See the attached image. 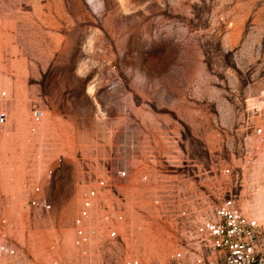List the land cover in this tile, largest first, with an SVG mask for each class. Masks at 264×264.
<instances>
[{
  "label": "rangeland",
  "instance_id": "rangeland-1",
  "mask_svg": "<svg viewBox=\"0 0 264 264\" xmlns=\"http://www.w3.org/2000/svg\"><path fill=\"white\" fill-rule=\"evenodd\" d=\"M0 111L11 264H78L72 219L106 172L113 239L94 248L105 264L167 262L175 215L158 194L198 214L228 190L259 219L264 260V0H0Z\"/></svg>",
  "mask_w": 264,
  "mask_h": 264
},
{
  "label": "built area",
  "instance_id": "built-area-1",
  "mask_svg": "<svg viewBox=\"0 0 264 264\" xmlns=\"http://www.w3.org/2000/svg\"><path fill=\"white\" fill-rule=\"evenodd\" d=\"M42 117V110H31V118L38 121ZM6 113L0 111V126L6 122ZM256 148L264 158V125L254 127ZM244 164L250 163V158L244 156ZM249 166V164L247 165ZM223 175H231L232 169L225 166L220 169ZM129 170L120 168L115 171L118 177L125 178ZM135 172V171H130ZM243 167L241 168V173ZM138 178L148 182L150 175L146 171H139ZM114 187L109 173L94 180V185H88L81 192L78 209L72 219V244L76 251L78 264H105L98 257L94 248H100L112 235L102 239L104 233L113 229L115 211L113 208V193L106 191ZM34 192L39 188L35 186ZM173 197V198H172ZM162 215L174 216L175 249L165 264H264L259 254L257 235L260 229L259 219L244 208L236 194L228 190L226 197L215 204L206 198L203 211L195 214L192 210L176 208L172 200L175 195L158 194ZM33 207L47 210L49 202L40 196L30 199ZM176 217V218H175ZM178 217V218H177ZM5 219L0 218V264H11L17 256L15 246L5 232ZM110 240V241H109ZM125 264H146L132 255L125 260ZM159 264V263H147Z\"/></svg>",
  "mask_w": 264,
  "mask_h": 264
}]
</instances>
